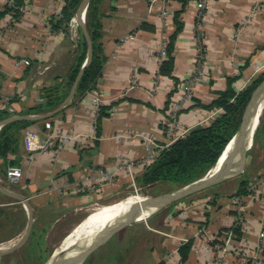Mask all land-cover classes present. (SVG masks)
Masks as SVG:
<instances>
[{
  "label": "crops",
  "instance_id": "crops-1",
  "mask_svg": "<svg viewBox=\"0 0 264 264\" xmlns=\"http://www.w3.org/2000/svg\"><path fill=\"white\" fill-rule=\"evenodd\" d=\"M198 1L99 0V42L106 56L101 73L83 95L75 92L71 102L48 120L19 117L35 114L29 112L31 108L50 101L46 89L58 86L56 94L65 93L64 83L84 36L75 18L79 6L67 28H54L52 22L62 16L65 0H23L18 19L11 12L0 17V111L13 118L7 124L32 121L20 130L19 145L10 156L23 169L22 178L5 179L0 161V183L28 197L33 225L51 211L56 213L54 219L49 218L54 227L66 209L108 203L138 185L137 177L151 162L146 161L151 151L140 134L153 135L158 145L167 141L162 121L171 105L182 98L179 87L194 72L201 54L206 77L194 90L197 101L184 105L179 115L188 132L211 123L222 112L208 108L220 91L231 84L239 92L264 72V0H206L201 26L196 18ZM12 4V0H0V12ZM164 7L166 17L161 16ZM174 35L173 77L162 76L157 55L164 38L169 41ZM256 66L262 69L257 71ZM70 90L40 113L56 109ZM28 133H34L36 143L53 136L51 149L29 151ZM64 133L72 139L58 152ZM118 135L128 137L119 141ZM122 154L138 164L132 177L118 170ZM107 172L114 176L109 178ZM242 181L247 182V194L235 202ZM213 187L204 196L182 200L145 220L151 238L144 251L135 254L136 264H264V115L240 166ZM13 200L0 191V244L20 238L28 222L27 211L22 226L7 219L17 205ZM18 209L23 214L21 206ZM239 216L244 221L240 235L225 243V232ZM63 241L64 237L59 244ZM189 241L188 258L181 261L179 248Z\"/></svg>",
  "mask_w": 264,
  "mask_h": 264
},
{
  "label": "trees",
  "instance_id": "trees-1",
  "mask_svg": "<svg viewBox=\"0 0 264 264\" xmlns=\"http://www.w3.org/2000/svg\"><path fill=\"white\" fill-rule=\"evenodd\" d=\"M81 1L82 0H65V6L62 9V16L57 20L52 21L53 27L58 29L61 26H64L67 28ZM98 1L99 0H92L86 12V27L93 43V54L90 63L87 65L80 81L78 82L76 89L77 95H83L85 91L96 82L106 61L102 45L99 42V19L97 15ZM12 2L13 4L11 6H8L4 11L0 12V17L9 12L13 13L14 19H18L22 15V7L24 6L23 0H12ZM174 38L175 35L170 37L167 47V57L162 61L159 68V74L162 76L173 77L172 71L174 67V57L172 56V50ZM87 50V42L85 38L82 37L75 62L68 72L66 83H64V88L66 90L63 96L58 100H50L45 104L36 105L31 108L29 112L40 113L49 110L68 94V90L71 88L86 59ZM263 79L264 72H261L253 78L248 86L239 92H236L231 84L228 85L226 90L220 91L218 98L208 106V108H221L222 112L219 113L211 123L192 128L185 136L177 139L165 148L155 160L146 165L144 173L137 177L138 185L146 187L157 183H168L174 187H179L203 177L215 166L221 153L239 129L246 107L250 103L255 89ZM192 101H197L196 97H194ZM181 112H183V110ZM7 116L8 114L5 110L0 111V120ZM48 119L49 118H45V120ZM31 123L32 121H15L0 129V161H2L1 172L3 176L7 173V168L9 166L19 165L18 160L16 158L12 159L10 156L15 153L19 145L20 130ZM261 126L262 119L255 136L258 134ZM246 188L247 182L242 181L236 195L241 196L247 194ZM151 214L152 213H150V216ZM133 216L138 215L135 214L130 217ZM139 221L141 222V220ZM105 222L106 219L95 226H90L83 232H79L76 236L75 242L68 248L74 246L85 236L101 227ZM82 225H80V227H82ZM76 229L77 228H74V230ZM116 230H118V228ZM229 230H233L235 236L240 235L241 233L239 226H234L229 228ZM95 238H97V236ZM95 238L73 250L66 258L69 259L74 256L88 246ZM18 240L7 245V247L13 246ZM191 247L192 241H189L179 248L181 261H185L188 258ZM47 264H52V259H50Z\"/></svg>",
  "mask_w": 264,
  "mask_h": 264
},
{
  "label": "rangeland",
  "instance_id": "rangeland-1",
  "mask_svg": "<svg viewBox=\"0 0 264 264\" xmlns=\"http://www.w3.org/2000/svg\"><path fill=\"white\" fill-rule=\"evenodd\" d=\"M263 115L264 109L262 112V116ZM258 128L259 125L256 128V132ZM3 177L10 181L7 178V173ZM213 186L202 188L200 190L192 192L187 196L177 199L167 207L159 209L154 214L163 212L167 209H171L174 207V205H176L182 200L189 201L193 198L204 196L214 191ZM175 189H177V187H174L173 185L168 183H157L152 186L146 187H141L137 185L128 190L126 194L121 195L119 198L127 197L131 193L135 192L144 193L148 197L159 196L162 194L169 193ZM12 202H17V205H14L16 208L12 209V211L8 214L7 219L12 220L11 222L15 221L17 226H22L27 220V210H25V207L21 202H18L15 199ZM20 206L22 208L21 212H23V214L20 213V209H18V207L20 208ZM142 212L145 213L146 211ZM64 213V217L54 227H50L51 221L49 220V218L51 220L54 219V217H56V213H51V211L47 212L43 216V220L41 222H38L39 224L32 225L29 238L19 249L0 257V264H47V262L52 259L53 254V257H56V255L60 252L68 250V247L75 242L76 236L79 234V232H83L84 230H87L90 226H95L105 219L107 221L112 216L111 213L106 212L91 213L87 217V219L84 222L78 224L77 226L79 227L76 226L75 228L77 229L74 230L73 227L77 223H79L85 216H87V210L85 208H69L68 210L66 209ZM52 214L55 216H53ZM139 214L140 213H137L138 216ZM138 216L129 217L123 221L120 220V224L109 230L108 235L114 234L117 231V228H124L118 230L114 235L104 240L100 245L96 246L93 250L87 253L80 261L76 262L75 264L138 263L139 261L137 260L135 254L137 252L141 253L142 251H144L143 249L144 247H147V241H149L148 239L151 238L150 235L147 233L145 220L140 222ZM80 225H82V227H80ZM63 237L64 241L61 245L59 244V241ZM57 257L59 258L62 256L59 255Z\"/></svg>",
  "mask_w": 264,
  "mask_h": 264
},
{
  "label": "water",
  "instance_id": "water-1",
  "mask_svg": "<svg viewBox=\"0 0 264 264\" xmlns=\"http://www.w3.org/2000/svg\"><path fill=\"white\" fill-rule=\"evenodd\" d=\"M90 1L91 0H82L81 4L79 5V8L76 12V16H75V18L80 21L81 28L83 31V35H84L86 42H87V45H88V50H87L86 59L82 65L79 73L77 74L75 81L73 82L69 96L67 98H65L61 102V104L54 110H51L48 112H43V113L24 115V116H20L19 118L27 119V120H37V119L47 118V117L51 116L52 114H54L55 112H58L59 110H61L62 108H64L66 105H68L71 102L72 97L76 92L78 82L80 81L87 65L90 63V61L92 59V54H93L92 40L90 38L88 29H87L86 23H85V15H86V11H87V8L89 6ZM83 10H84V15L82 16ZM58 91H59L58 86L48 88L45 90V96L49 100H52V99L58 100L61 98V96L59 94H56V93H58ZM263 98H264V79L255 89L253 96H252V99H251L250 103L248 104V106L246 107V110L243 114V119H242L241 125H240L239 129L237 130V132L235 133V135L232 137V139L237 137L236 145H235L233 151L231 152L229 158L227 159V161L223 165L222 170L220 171V173L218 175H216L214 177L206 178L207 174L211 170L210 169L203 177H201V178H199V179H197L191 183L179 186V187H177V189H175L169 193L162 194L159 196H150L151 198L147 202H145L139 206L129 208V210L126 212L125 216L135 215V214L140 213L142 211H150V210L158 211L159 209H162L163 207H167L168 205H170L172 202L176 201L177 199H180L184 196H187V195L191 194L192 192L200 190L202 188H206L209 186L219 184L222 181L229 178L231 175H233L234 172L237 170V168L240 166L242 159L245 157L248 149L250 148L252 141L254 139L256 128L258 127V125L261 122V119L263 118V116L261 114L259 123L257 125H255V120H256V118H258V110H259L260 105L263 102ZM12 119L13 118H6V119L0 121V128L3 125L10 122ZM232 139L230 140V142L232 141ZM228 144H227V146H228ZM226 147H225V149H226ZM225 149L221 153V155H220L219 159L217 160V162L215 163V165L219 162V160L222 157ZM0 191L3 192L4 194L10 196L11 198L15 199L16 201L21 202L28 212V222H27V225L25 227V230L21 234V236H20L19 240L16 242V244H14L13 246H11L5 250L0 251V257H1V256H4V255H7L9 253L16 251L27 241V239L29 238L31 229H32L33 220H34V213H33L32 205L30 204L28 197H26L25 195H21V194L13 192L11 190H8L1 183H0ZM108 228H109L108 226H106V227L104 226V231L100 234V236H98V238L95 241H93L87 247H85L84 249H82L81 251L76 253L74 256L67 259L64 264H75L76 262L80 261L87 253H89L91 250H93L96 246L100 245L104 240L111 237L118 230H120L124 227L119 228L112 235H108V230H109Z\"/></svg>",
  "mask_w": 264,
  "mask_h": 264
},
{
  "label": "built area",
  "instance_id": "built-area-1",
  "mask_svg": "<svg viewBox=\"0 0 264 264\" xmlns=\"http://www.w3.org/2000/svg\"><path fill=\"white\" fill-rule=\"evenodd\" d=\"M153 2L156 1H163L166 2L167 0H152ZM206 0H199L197 3V23L199 26L204 24V20L206 19ZM24 10V7L22 8ZM168 15V10L166 7L162 8L161 16L166 17ZM198 40L200 41V36L198 37ZM169 41L164 38L161 44V48L157 55L158 60V73L159 68L162 64V61L167 57V47H168ZM26 64H29L28 60H24ZM262 69V66H256V70L259 71ZM206 77V66L203 61L202 54L199 56L198 61L196 62V67L194 69V72L190 74L187 78H185L181 85L180 89L182 91V98L176 102H174L170 109L167 110L166 115L164 116V119L162 121L163 123V130L164 134L166 135L167 141L162 144L158 145L155 143L154 137L151 134H140V136L144 139L145 145L150 149L151 153L149 157L146 159V161H153L155 160L158 155L169 145H171L173 142H175L177 139L185 136L188 133V130L183 127V124L179 118L180 112L183 110L184 105H186L188 102L192 101L194 98V90L195 88L202 83L204 78ZM93 102L95 104L96 109L99 107V98L95 97L93 98ZM99 110V108H98ZM135 135H133L134 137ZM119 141L124 140L126 137L125 135H118L116 136ZM72 139V136L68 133H64L60 135V142L58 145V152L63 149L65 144H67ZM26 142H27V149L32 152H40L44 153L51 149V145L53 142V136H49L48 138L36 143L34 141V133H28L26 135ZM138 167V164L131 158L120 155L118 158V170L124 171L127 174H129L131 177L134 175L136 168ZM106 175L109 178H112L114 176V173L107 172ZM23 176V169L19 166H9L7 168V178L11 182H16ZM240 200V197H236L234 199L235 202H238ZM244 224V221L241 216L238 217V221L235 226H240ZM234 238L233 230H227L225 232V243L230 242Z\"/></svg>",
  "mask_w": 264,
  "mask_h": 264
},
{
  "label": "bare ground",
  "instance_id": "bare-ground-1",
  "mask_svg": "<svg viewBox=\"0 0 264 264\" xmlns=\"http://www.w3.org/2000/svg\"><path fill=\"white\" fill-rule=\"evenodd\" d=\"M263 109H264V101L262 102V104L259 107L258 118H256V120H255V125H257L259 123ZM236 142H237V137L233 138L232 141L228 144V147H226L227 149H225L226 151H225L222 159L209 171L206 178L214 177L220 173L223 165L225 164V162L229 158L231 152L233 151V149L236 145ZM150 198L151 197H148L144 193L135 192V193H131L127 197L119 198V199H117L111 203H94V204L88 206L86 208V210L88 212L87 214L106 212V213H111L112 216L101 227H99L98 229L94 230L93 232H91L90 234L85 236L83 239H81L79 242H77L74 246H72L71 248H69L66 251H63V252H60L59 254H57L56 257H54L55 261L53 264H64L66 262V260L68 259L66 257L69 253H71L73 250L80 247L81 245L85 244L86 242L90 241L91 239L95 238L96 236L98 238V236H100V234L104 231V226L105 227L108 226L110 228L111 226H113L118 221H120V220L123 221V220L129 218L131 215L125 216L126 212L129 210V208L139 206V205L147 202L148 200H150ZM155 212L156 211H154V210L146 211L145 213L140 212L139 218L141 221L147 220L150 217V213H152L151 215H153ZM114 227H112V228H114ZM112 228H110L109 230H111ZM97 238H95L93 241H95ZM18 239H19V237H16L12 240H9V241H6V242H3L2 244H0V251L9 248V247H7V245L11 244L12 242H14ZM59 255L62 256V257H59L60 259L57 257Z\"/></svg>",
  "mask_w": 264,
  "mask_h": 264
}]
</instances>
